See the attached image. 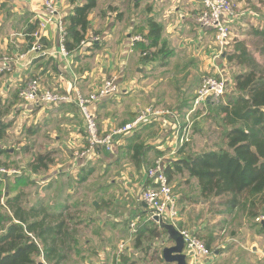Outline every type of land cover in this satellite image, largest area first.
I'll return each mask as SVG.
<instances>
[{
    "label": "crops",
    "instance_id": "crops-1",
    "mask_svg": "<svg viewBox=\"0 0 264 264\" xmlns=\"http://www.w3.org/2000/svg\"><path fill=\"white\" fill-rule=\"evenodd\" d=\"M55 1L59 16L66 18L73 13L77 4H83L86 0H78L76 4L70 0ZM97 3L89 17L86 45L64 56L59 49L57 21L48 24L42 32L38 29L41 33V51L32 49L37 43L34 35V43L29 46L27 29L36 20L41 21L47 16L43 0H0V66L6 56L11 57L13 66L9 71H0V104L10 105L11 111L6 118L16 107L23 110L24 106L20 107L23 100L19 96V88L31 78H37L45 89L71 94L78 90L88 94L99 88L106 78L117 76L122 93L125 94L124 100L120 102L119 96H112L92 106L101 133L115 134L114 150L101 151L97 159L91 162L96 178L93 192L97 197L91 201L80 199L94 206L91 212L94 227L86 226L93 228L90 231H94V235L84 242L89 248L94 245V250L91 253L89 248H85L81 255H71L60 264H176L163 257L165 247L179 244L178 236L171 229L167 228L169 237L165 244L143 238L142 245L136 247V237L130 236L132 220L137 219L141 225L148 222L150 208L142 200V191L150 180L147 176L148 166L138 169L128 158L119 159L125 140L136 130L122 134L116 131L133 120L140 110L150 106L166 110L160 106L173 102L170 98L176 89L178 92L181 88L180 92L184 94L196 92V74L206 70L215 75L221 74L224 71L221 59L224 57H215L216 51L211 47L215 42L214 31L200 26L197 21L203 9L202 0H97ZM249 13L246 12L245 17L237 15L232 25L241 23L245 26L243 19H248L247 15L252 14ZM149 18H153L162 27L160 44L168 54L164 63L158 59L146 60L136 43L132 42L134 32L141 35L149 31ZM4 54L8 55L2 58ZM180 84L183 86L180 87ZM49 107L33 106L31 111L34 114H26L38 118V124L30 135L37 134L42 124L49 128L48 137L54 140L52 146H46L41 153L69 151L75 155L83 150L88 142L84 118L78 107L65 104L57 112L47 110ZM168 115H159L154 121L164 120L163 117ZM12 121L7 120L13 125ZM154 121L151 123L155 124ZM163 131L152 129L149 132L151 135L146 139L150 146L148 161L157 158V151L162 153L160 156H171L178 152L179 131L174 130L170 137ZM26 150L31 152L28 146ZM75 159L77 163L75 160L73 173L78 174L73 178L71 172L62 177L61 169L56 167L57 162L45 172L47 174L55 170L52 172L55 176L43 187L51 185L48 189L52 188L60 182L58 179L61 176V179H65V185L73 188L69 190L64 185L68 191L60 189L56 193V198L61 201L68 197L70 200L75 199L76 186L84 184L77 180L86 164L81 159ZM99 167H102V173L96 175ZM112 171L115 172L110 175ZM105 177L106 181H99ZM69 179H74L73 184L68 182ZM193 181L196 182L195 194H182L179 198L180 225L200 232L205 240L211 242L214 254L211 258H202L185 248L188 264H264V220L257 221L256 218L247 217L238 208H231L226 197L202 198L197 179L193 178ZM45 188L41 190L45 192ZM99 196L102 199L99 200ZM87 208L84 205L79 211L87 212ZM119 239L123 240L118 243ZM161 245H164L162 249Z\"/></svg>",
    "mask_w": 264,
    "mask_h": 264
},
{
    "label": "trees",
    "instance_id": "trees-1",
    "mask_svg": "<svg viewBox=\"0 0 264 264\" xmlns=\"http://www.w3.org/2000/svg\"><path fill=\"white\" fill-rule=\"evenodd\" d=\"M70 2L76 4L78 0ZM97 4V0H86L83 4H77L72 14L63 18L68 33L65 47L69 53L83 47L90 27L89 17ZM39 22L36 20L27 29L30 47L34 43L33 33L39 29ZM147 24L149 31L141 34L144 40L135 41L136 46L146 60L158 59L164 63L168 54L160 44L162 27L153 18H149ZM251 35L257 38L258 49L264 58V26L252 27ZM221 57L228 63H235L240 69L231 82L228 81L224 98L218 103L207 104L212 111L211 116L220 121L224 146L189 154L186 142L178 150L177 159L166 167V173L171 182L178 175H188L187 182L196 178L202 198L226 197L231 208H238L247 217L257 219L264 215V62L257 59L246 40H235L233 48ZM194 97L195 94L182 106L184 114L193 105ZM63 105L65 103L58 107ZM10 111V105L0 104V140L7 137L12 125L5 121ZM154 126L153 123L145 124L126 139L119 159L128 158L138 169L144 166L150 168L162 155L157 151V158L148 161L150 146L146 139ZM3 154L10 153L0 145V156ZM27 163L34 173H45L56 161L54 153L48 151L33 154ZM92 165L89 163L82 168L78 183L89 181L94 173ZM6 179L12 191L3 192V183L0 182V264H37L39 256L47 264H60L73 253H82L78 246L84 219L78 218L79 210L73 212L71 208L72 205L74 209L84 206V202H73L69 197L55 202L48 199L43 190H38L37 199L30 203L24 184L33 181L20 175L15 177L14 182ZM147 220V223L137 226L134 234L136 247L142 245L143 238L156 240L163 236L161 229L165 228L155 219ZM193 232L212 249L209 240H205L200 232Z\"/></svg>",
    "mask_w": 264,
    "mask_h": 264
},
{
    "label": "rangeland",
    "instance_id": "rangeland-1",
    "mask_svg": "<svg viewBox=\"0 0 264 264\" xmlns=\"http://www.w3.org/2000/svg\"><path fill=\"white\" fill-rule=\"evenodd\" d=\"M234 2H235V11L237 15L241 17L242 16L245 17V13L248 11L252 14L247 15L248 19H243V24L245 26H242L241 23H238V25L236 26L232 25V33L229 38V43L226 49L224 50V53L230 51L233 48L235 40H246L251 50L255 53V56L257 57V59L260 60L261 62H264V58L260 54V51L258 49L259 42L255 36L251 35L252 27L254 26L263 27L264 26V0H234ZM253 17L254 19H252ZM134 35L135 37L140 36L143 39V35H137L135 32H134ZM133 39H132V42H133ZM211 47L213 50L217 49L216 43L214 42ZM6 55L8 54H4L2 58H4ZM6 58H11V57L6 56L4 59ZM221 60L222 62H224V68H223L224 71H222L221 74L215 75L214 72L212 71L209 72L208 70H206L207 72L200 71L199 74H196L197 79L195 81V86H196L194 88L195 90L198 89L203 78L209 75L223 77L227 81L231 82L233 76L236 73H238L240 69L235 65V63H228L227 61L224 60V58H222ZM11 64H12V61H11ZM12 67L13 66L11 65V68ZM101 81L102 80L99 81V84L102 83ZM182 86L183 85L180 84V87ZM177 87H178V84H177ZM46 89H50V88H46ZM166 89L167 88H163V90H166ZM228 91H230V89H228ZM56 92L63 93L60 91H56ZM194 92L189 94L188 96V92L184 95V92H179V91L177 92V89H176V92H173L174 94L171 95L172 97L170 98V99H173V102L170 104L160 106L164 109L167 108L166 110L168 111L170 110L171 114L169 113L168 115L169 117H166V118L163 117L164 120H161V121L159 120L156 122L154 121L155 126L153 127V130L155 131H157L158 129L165 130L163 131L165 135L167 134V137H170L172 133H174V130L179 129L180 127H186L188 129V141H186L187 142L186 151L189 154H197L202 151L209 150V149H219L221 146H224L223 145V132H222L221 126L219 125L220 121L217 120L215 116H211L212 111L210 110L208 105L197 110L195 114H193L189 118V121H188V118H186L187 114L185 115L181 111L182 110L181 108L184 105V103L190 100L194 96L195 94ZM124 95L125 94H123L121 90V92H119V94L116 96H119V99L118 98L117 99L120 100V102H122L124 100L123 98ZM28 105L29 104L23 101L22 104L20 105V107L24 106L23 110H18L16 107L12 111L11 115H9L5 119L6 121L10 119H13L14 121H12L13 125H11L9 129L8 131L9 133L7 137L3 140H0V145L6 148L10 153V154H3L0 156V182L3 183L2 184L3 192H6L7 190L12 191V189L8 185V181L6 178H9L10 182H14L15 177L20 175V176H24L31 182L33 181L30 184L29 183L24 184L25 190L29 193L27 200L28 202L33 203L38 197L37 191L41 190L42 188H45L43 186H46L47 182L49 183L51 182L50 179H52L55 176L53 175L52 172L55 170L47 174L46 173L43 174V172L34 173L33 170L28 167L27 162L33 156V154L35 155L36 153L43 151L46 148V146H52V144L54 143V140L48 137L49 128H45L44 126H42V124H40L41 128L39 129L37 134L35 135L29 134L32 132V130H34V128H36L38 124V118L36 119V117L34 118L32 116L31 117L26 116V114H28L27 112H30L31 115L34 114V111L33 112L31 111L33 110L32 108L34 105L32 106H28ZM35 107H38V106H35ZM58 108H59L58 106H50L49 108H47V110H52L54 112H57ZM140 111H138L137 114H139ZM86 142H87V139H86ZM186 142H184V144ZM183 145L180 146V142H179L178 150L181 149ZM27 146L31 148V152L29 153H28V150H26ZM87 147H88V144L83 148V150H85ZM81 151L82 150H80V152ZM177 155L178 154L175 152L171 156L163 155L160 157L164 158V161L166 162H170V160H172L173 162V160L175 159V157H177ZM54 157H55V161L58 163L56 167L58 169H61L62 177L70 175L69 172L73 174L72 178L78 174L76 172L73 173V170H75L76 168V165L74 164L76 160L75 155L70 154L69 151H65V152L59 151L54 154ZM96 159H97V156H95V158L90 159V160L87 157L81 160L84 164H88V163L94 162ZM76 163H77V160H76ZM60 164L62 166H59ZM101 169L102 167L98 168L96 175L97 174L100 175L102 173ZM120 169L121 168H118V170ZM114 172L115 171H112L110 175H113ZM43 176L47 178L42 179ZM61 176L58 179V181L60 182H58L56 185L52 186V188L47 189L44 192V194L50 200L53 199L55 202L58 201L56 198V193L60 189L65 190L68 188L65 185V182H64L65 179H61ZM187 176L188 175H184V176L178 175L174 177V179L172 180V187H173L175 195L178 198H180L182 194H184L183 196H185V194H191V195L195 194L196 182L193 181V179L187 182ZM106 179H107L106 177L101 178L99 181L103 182V181H106ZM72 180L69 179L68 182L73 184ZM95 186H96V178H94V174H93L89 178V181H87L84 184L76 186L75 192H77L76 194L77 197L75 199H72L71 201L83 202L80 199L87 198L89 201H91L92 199L96 198L97 196L95 192H93L95 190ZM68 189L70 190L73 188H68ZM68 189L66 191H68ZM100 198L102 199L101 196H99V200ZM86 205L88 207L87 212H81L79 214L80 217H78V218L84 219L83 226L80 228V232H79L80 252H82V250H86L85 248H89V246L85 245L84 242L89 238V236L94 235V231H90V230H93V228H88V227L86 228V225H85V224H90L92 225V227H94V216L91 214V212L94 211V206L92 205V203H85V206ZM73 207L74 206L72 205L71 211L75 212V211L81 210L83 206H78L76 209H74ZM132 221L130 222V226H131ZM138 224H139V221H138ZM165 229H161L163 232V236L156 239V241H158L159 244H163L164 242H166L167 238L169 237L167 228ZM188 229L193 230L191 228H188ZM130 233H131V227H130ZM131 237L134 238L135 235L133 234ZM120 240H123V239H119L118 243L120 242ZM163 246L164 245H161L160 248L162 249ZM89 249H90L89 251L92 253L94 250V245H91ZM73 256H78V254L75 252L73 253Z\"/></svg>",
    "mask_w": 264,
    "mask_h": 264
},
{
    "label": "built area",
    "instance_id": "built-area-1",
    "mask_svg": "<svg viewBox=\"0 0 264 264\" xmlns=\"http://www.w3.org/2000/svg\"><path fill=\"white\" fill-rule=\"evenodd\" d=\"M43 2L47 16H44L40 21L39 29L42 32V29L46 28L48 24L57 21L60 34L59 49L64 56H67L69 52L66 50L65 42L68 33L62 16H59L57 12L56 1L43 0ZM202 5L203 9L197 21L200 26L214 31L217 47L215 49V57L220 58L229 43V38L232 33V23L237 16L235 2L234 0H202ZM33 35L37 39V43L34 44L32 49L41 51L39 41L41 38L40 30L33 33ZM94 40L98 39L94 38ZM139 40H144V38L142 39L140 36L135 37L133 42ZM82 45H86V41ZM9 70H11V58H6L0 66V71ZM118 81L117 76H112L105 79L103 84L95 91L83 94L77 90L74 94H71L45 89L41 86L37 78H31L20 87L19 96L24 102L34 106H59L64 103L76 105L84 118L88 147L81 152H76L75 157L77 159H85L87 157L90 160L98 156L101 151L112 152L114 150L115 134L102 135L100 133V128L92 106L104 98L118 95L121 90ZM227 88L228 81L225 78L215 75L205 76L195 92L192 108L186 115L188 121L197 110L207 106L208 103H218L226 93ZM167 113L171 114L170 111L166 110H158L153 107L145 108L132 121L117 130L116 133H132L143 125L153 122L159 115ZM177 131H179L178 140L180 146H182L184 142L188 141V129L186 127H180ZM170 162H166L164 158L159 157L147 169V176L150 182L142 191V200L150 208L148 219H155L157 217L158 220L156 221L160 226L176 230L183 237L185 248L195 256L211 258L214 251L208 248L205 241L192 230L180 226L178 197L175 195L172 182L166 173V167ZM262 220H264V216L257 218V221ZM137 225V219L132 221L130 226L131 236L136 233Z\"/></svg>",
    "mask_w": 264,
    "mask_h": 264
},
{
    "label": "water",
    "instance_id": "water-1",
    "mask_svg": "<svg viewBox=\"0 0 264 264\" xmlns=\"http://www.w3.org/2000/svg\"><path fill=\"white\" fill-rule=\"evenodd\" d=\"M155 220H158V218L156 217ZM171 231H174L175 235L178 236L179 244L177 246L165 247L163 249L164 259L168 262H176V264H188V254L184 252L185 243L183 237L176 230ZM37 264H46L42 256L38 257Z\"/></svg>",
    "mask_w": 264,
    "mask_h": 264
}]
</instances>
